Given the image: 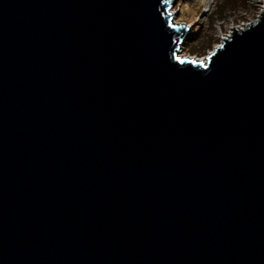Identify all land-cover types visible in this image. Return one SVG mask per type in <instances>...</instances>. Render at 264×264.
<instances>
[{
  "label": "water",
  "instance_id": "water-1",
  "mask_svg": "<svg viewBox=\"0 0 264 264\" xmlns=\"http://www.w3.org/2000/svg\"><path fill=\"white\" fill-rule=\"evenodd\" d=\"M172 4L0 0V264H264V7Z\"/></svg>",
  "mask_w": 264,
  "mask_h": 264
},
{
  "label": "rangeland",
  "instance_id": "rangeland-1",
  "mask_svg": "<svg viewBox=\"0 0 264 264\" xmlns=\"http://www.w3.org/2000/svg\"><path fill=\"white\" fill-rule=\"evenodd\" d=\"M263 7L264 0H173L174 21L191 27L180 53L204 58L232 30L255 21ZM209 43L212 45L205 50Z\"/></svg>",
  "mask_w": 264,
  "mask_h": 264
},
{
  "label": "trees",
  "instance_id": "trees-1",
  "mask_svg": "<svg viewBox=\"0 0 264 264\" xmlns=\"http://www.w3.org/2000/svg\"><path fill=\"white\" fill-rule=\"evenodd\" d=\"M213 22V21H212ZM195 30H193L191 33H194ZM203 31L200 32V34L202 33ZM199 34V35H200ZM199 35L197 37H199ZM191 44V43H190ZM212 44L209 43V46L207 48H205V50H208V48L211 46Z\"/></svg>",
  "mask_w": 264,
  "mask_h": 264
},
{
  "label": "bare ground",
  "instance_id": "bare-ground-1",
  "mask_svg": "<svg viewBox=\"0 0 264 264\" xmlns=\"http://www.w3.org/2000/svg\"><path fill=\"white\" fill-rule=\"evenodd\" d=\"M201 61H204V58H199Z\"/></svg>",
  "mask_w": 264,
  "mask_h": 264
},
{
  "label": "clouds",
  "instance_id": "clouds-1",
  "mask_svg": "<svg viewBox=\"0 0 264 264\" xmlns=\"http://www.w3.org/2000/svg\"><path fill=\"white\" fill-rule=\"evenodd\" d=\"M198 58V57H197ZM199 59V58H198Z\"/></svg>",
  "mask_w": 264,
  "mask_h": 264
}]
</instances>
